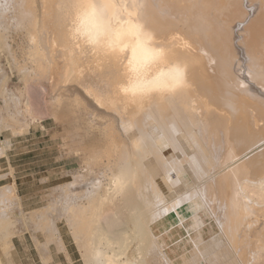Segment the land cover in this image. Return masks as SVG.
I'll use <instances>...</instances> for the list:
<instances>
[{"label":"bare ground","instance_id":"obj_1","mask_svg":"<svg viewBox=\"0 0 264 264\" xmlns=\"http://www.w3.org/2000/svg\"><path fill=\"white\" fill-rule=\"evenodd\" d=\"M34 1L27 0L29 15L9 11L17 13L14 34L0 25V54L7 53L0 125L15 135L45 118L61 120L63 145L77 161L72 179L30 212L49 228L44 246L37 243L46 249L42 258H51L53 241L70 259L57 225L64 220L82 264H175L163 235L174 224L195 231L188 262L261 264L264 0H44L38 11ZM88 3L115 6L102 21L110 32L129 20L142 25L155 54L134 52L130 38L114 48L108 35L90 42L101 20L77 7ZM176 68L183 82L173 88ZM7 69L25 82L19 94L7 86ZM53 69L66 85L40 95L32 77L48 72L50 79ZM73 82L85 97L69 88ZM133 84L135 94L123 91ZM8 146L0 138V156ZM15 184L0 185V264L14 263L16 209L24 214ZM207 220L215 229L204 240ZM248 232L250 249L237 251Z\"/></svg>","mask_w":264,"mask_h":264},{"label":"rangeland","instance_id":"obj_2","mask_svg":"<svg viewBox=\"0 0 264 264\" xmlns=\"http://www.w3.org/2000/svg\"><path fill=\"white\" fill-rule=\"evenodd\" d=\"M42 1L44 0L34 1L37 11L41 9L40 6ZM17 7L18 9L20 8V10H27L28 15L31 12V9H29L30 6L27 4V0H0V25L1 27L4 25L2 29L4 27H8L10 33H8L9 35L14 34V28L13 26L11 27L13 23H11L10 17L17 16V13L13 14L9 11H11L12 8L15 9ZM42 24L43 23H41V25ZM19 38L17 39H22L21 35ZM5 55H7L5 52L0 54V61L4 64H6ZM7 72L9 73L7 80L9 90L19 94V91H22L25 87L24 80L21 76H19V73L15 69H13L12 72L7 69ZM48 75L49 73L47 72L44 74L45 77H32V82L42 88V93L41 91L39 93L40 95H43L44 92L47 93L50 88H52L53 92H55L64 84V82L60 81L61 77L54 71V69L50 71V79L48 78ZM34 79L37 80V83H35L36 81ZM56 82L58 83L56 84ZM68 86L69 88L76 89L80 96L85 97L83 92H81L79 85L73 82ZM72 93L75 92L71 90L67 92V95L71 98L74 95ZM70 98H65V106L69 105ZM2 104L3 101L0 100L1 107ZM90 104L92 105V103ZM2 114L0 119L2 118ZM3 115L5 116L6 114L4 113ZM1 125L0 138L7 139L9 146L6 148L5 154L0 156V175H3L0 178V185L13 181L16 183V193L20 197V208L24 213L21 217L19 209H16L15 217L18 218V220L15 217L14 218L17 220L15 221V226L18 234L14 237L13 241L15 245H17V253L13 251V264H55V262H50L51 258L46 260L42 258V256H44L47 252L44 247H40V244L44 246L42 242L45 241V235L49 232V228H39V223L41 221L39 222V220L36 219L38 218L37 216L32 218L30 216V212L36 208L46 205L48 200L51 198L50 192L52 188L62 185L72 179L71 171L77 167V161L75 158L71 157L70 154H67V147L63 145V143L66 142L65 128L68 125L63 123L61 120L45 118L41 121L30 124L26 130L15 135H12L10 132L4 130V128L2 129ZM80 125L83 126L84 121H81ZM86 142L88 144L90 139L87 138ZM9 172H11V174H9ZM220 203L218 204L217 210L221 212L222 215L220 216L225 218V203L223 201H220ZM40 218L41 217L39 216L38 219ZM208 222L209 220L205 222L207 225L202 228V236L204 237V240L209 239L211 232L215 229L214 222H211L213 225L212 227L208 224ZM57 225L59 230L63 233V237L65 238V242L72 258V261L70 262L65 260L63 257L59 261L61 264H82L66 222L64 220H59L57 221ZM186 227L183 225L176 226V224H174L171 225L168 230V235L163 232L166 240L165 249L175 264H197L199 262L198 260L197 262H188L186 258L184 260V257L187 256L189 250L191 249L190 237L193 236L195 232L193 229H187ZM154 229H156V227H154ZM253 234L254 233L252 232L244 234L242 245H237L235 249L240 252L250 249L245 242L250 244L251 242L248 240H250V238H254ZM53 246L54 244L52 241L49 244L50 251ZM16 256L17 260L20 261L19 263L16 261ZM3 259H5L4 256ZM261 260L264 262V258ZM261 260L259 262L264 264Z\"/></svg>","mask_w":264,"mask_h":264},{"label":"snow or ice","instance_id":"obj_3","mask_svg":"<svg viewBox=\"0 0 264 264\" xmlns=\"http://www.w3.org/2000/svg\"><path fill=\"white\" fill-rule=\"evenodd\" d=\"M77 7L82 8L85 10L86 14L91 16L93 19L99 18L101 20V23L98 24L95 28V31L89 32V40L90 42L94 44H98L101 40V38L105 35L109 36V47L114 48L116 43L121 41L123 38H130L134 44H133V51L139 50L144 57L147 59L151 56H153L155 53L152 49L148 47L149 41L151 40V36L143 31L142 25L139 24H133L131 20L125 22L127 27H123L121 30H118L116 32H110L102 23L103 17L106 15L108 9L110 7H115L113 5H108L106 3H88V4H80L77 5ZM125 8L127 5L124 6ZM132 13H129V16L131 17ZM127 47V45H125ZM183 73L182 70L179 68H176L173 70V81L174 83L171 85L173 88L181 84L183 82L182 80ZM125 92L131 91L133 94L137 91V85L133 84L129 88L123 89ZM116 183H119V180L116 181Z\"/></svg>","mask_w":264,"mask_h":264},{"label":"crops","instance_id":"obj_4","mask_svg":"<svg viewBox=\"0 0 264 264\" xmlns=\"http://www.w3.org/2000/svg\"><path fill=\"white\" fill-rule=\"evenodd\" d=\"M17 246V245H16ZM55 246H53L52 247V249H51V260H50V262H55V264H57L56 262L57 261H59L60 259H62V257L65 259V260H67V261H72V258H71V255H70V251H69V249H68V247H67V244H66V247H65V249H66V252L68 253V255H69V257H70V259L68 260L67 258H66V256L64 255V253L63 252H58L57 251V249L55 250ZM55 257H57V258H55ZM69 261V262H70ZM61 263V262H60Z\"/></svg>","mask_w":264,"mask_h":264}]
</instances>
